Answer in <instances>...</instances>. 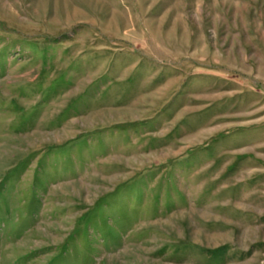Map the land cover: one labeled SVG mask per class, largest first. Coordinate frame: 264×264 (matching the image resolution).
<instances>
[{
  "label": "rangeland",
  "instance_id": "374dc122",
  "mask_svg": "<svg viewBox=\"0 0 264 264\" xmlns=\"http://www.w3.org/2000/svg\"><path fill=\"white\" fill-rule=\"evenodd\" d=\"M0 264H264V0H0Z\"/></svg>",
  "mask_w": 264,
  "mask_h": 264
}]
</instances>
